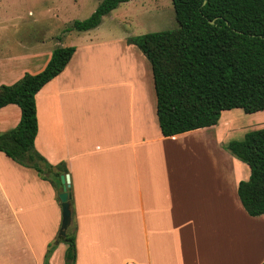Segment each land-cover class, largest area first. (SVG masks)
I'll return each instance as SVG.
<instances>
[{
  "label": "crops",
  "instance_id": "1",
  "mask_svg": "<svg viewBox=\"0 0 264 264\" xmlns=\"http://www.w3.org/2000/svg\"><path fill=\"white\" fill-rule=\"evenodd\" d=\"M55 1L0 0V29L24 26L15 48L0 45V85L42 71L56 46H74L34 96L33 141L48 163L68 170L74 264H261L264 213L250 215L242 204L238 184L250 167L226 149L244 137L233 138L244 110H222L214 125L164 136L145 54L127 34H90L100 24L45 34L38 27L57 20ZM27 2L30 20L19 9L9 13ZM72 31L87 35L64 44ZM20 117L17 104L0 107V133ZM61 218L55 187L0 151V264H43ZM66 247L57 243L48 264H64Z\"/></svg>",
  "mask_w": 264,
  "mask_h": 264
},
{
  "label": "trees",
  "instance_id": "2",
  "mask_svg": "<svg viewBox=\"0 0 264 264\" xmlns=\"http://www.w3.org/2000/svg\"><path fill=\"white\" fill-rule=\"evenodd\" d=\"M129 0H102L83 20H74L62 32L85 31ZM177 26L128 39L148 58L156 94L161 132L172 136L217 123L222 110L240 107L246 113L264 110V0H171ZM74 46H56L45 68L25 73L10 85H0V107L19 106L18 124L0 133V151L34 169L61 192L64 164L52 165L34 148L37 130L34 96L65 66ZM226 149L250 167L238 195L250 215L264 213V127L231 140ZM58 200L59 197H58ZM61 203V202H60ZM72 200L70 199V206ZM72 217V206H71ZM75 227L49 245L44 263L59 242L67 244L64 264H74ZM261 264H264V260Z\"/></svg>",
  "mask_w": 264,
  "mask_h": 264
},
{
  "label": "rangeland",
  "instance_id": "3",
  "mask_svg": "<svg viewBox=\"0 0 264 264\" xmlns=\"http://www.w3.org/2000/svg\"><path fill=\"white\" fill-rule=\"evenodd\" d=\"M100 1L101 0H64L63 5L55 1L56 6L61 8L57 20H48L46 18L43 21V27L39 26L38 28L44 29L45 34L49 35L57 34L59 31L61 33V30L71 25L74 20H83L87 18L95 10ZM32 7L34 6H31V4L27 2L25 5L12 9L9 13L14 16V13L19 9L18 12H21L20 14L24 16V20H30L31 18L28 16L27 12ZM32 10L38 11L39 9L34 8ZM49 14L51 16V10ZM32 22L33 20L31 23ZM176 26L177 21L175 19L171 0H129L120 3L117 8L105 15L98 28L91 31L90 34L100 36L127 34L130 37H134L148 32L172 29ZM23 27L24 26L19 25L13 26L9 31L8 26L5 24L2 30L0 29V36H2L3 39L2 42L0 39V45H10V48H15V39L20 38L19 35L22 34ZM27 27L31 28L32 26L27 25ZM72 32L73 35L71 38L62 39L65 42L64 44L68 45L69 41L79 42L82 37L87 35L86 33H81V36H77L75 34L76 31ZM38 33L39 32H36L33 36L39 37V35H42ZM7 40L9 43H6ZM29 44L32 45L30 42ZM125 73H127V71ZM263 113L264 112L260 111L255 113H245L241 111V114L237 115L234 119V124H238L239 127H237L238 131L235 132L233 138H239L241 131H244L243 134L245 135L246 132L251 130L263 128ZM202 141L203 140L195 142V145L197 147L199 145L202 148L204 143ZM203 159H207L206 154H204Z\"/></svg>",
  "mask_w": 264,
  "mask_h": 264
},
{
  "label": "water",
  "instance_id": "4",
  "mask_svg": "<svg viewBox=\"0 0 264 264\" xmlns=\"http://www.w3.org/2000/svg\"><path fill=\"white\" fill-rule=\"evenodd\" d=\"M206 0H204L205 2ZM60 182L62 185V191L59 193L58 197L61 202V225L58 231V235L64 236L66 229L71 223V209H70V176L68 173L60 175Z\"/></svg>",
  "mask_w": 264,
  "mask_h": 264
},
{
  "label": "built area",
  "instance_id": "5",
  "mask_svg": "<svg viewBox=\"0 0 264 264\" xmlns=\"http://www.w3.org/2000/svg\"><path fill=\"white\" fill-rule=\"evenodd\" d=\"M127 264H133V263H127Z\"/></svg>",
  "mask_w": 264,
  "mask_h": 264
}]
</instances>
